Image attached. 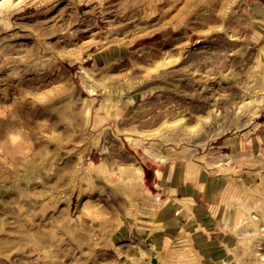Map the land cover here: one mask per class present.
<instances>
[{
  "label": "rangeland",
  "instance_id": "obj_1",
  "mask_svg": "<svg viewBox=\"0 0 264 264\" xmlns=\"http://www.w3.org/2000/svg\"><path fill=\"white\" fill-rule=\"evenodd\" d=\"M0 264H264V0H0Z\"/></svg>",
  "mask_w": 264,
  "mask_h": 264
},
{
  "label": "bare ground",
  "instance_id": "obj_2",
  "mask_svg": "<svg viewBox=\"0 0 264 264\" xmlns=\"http://www.w3.org/2000/svg\"><path fill=\"white\" fill-rule=\"evenodd\" d=\"M146 150V149H145ZM146 153L149 155H152L151 152L149 150H146ZM154 153V152H153ZM153 158V157H152ZM155 159V158H154ZM160 159V158H159ZM156 160V159H155ZM161 161V160H160ZM163 161V160H162ZM138 171V170H137Z\"/></svg>",
  "mask_w": 264,
  "mask_h": 264
}]
</instances>
